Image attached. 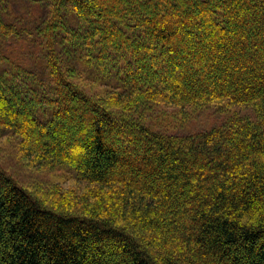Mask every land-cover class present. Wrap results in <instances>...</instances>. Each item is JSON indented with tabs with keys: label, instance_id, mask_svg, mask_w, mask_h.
Masks as SVG:
<instances>
[{
	"label": "trees",
	"instance_id": "1",
	"mask_svg": "<svg viewBox=\"0 0 264 264\" xmlns=\"http://www.w3.org/2000/svg\"><path fill=\"white\" fill-rule=\"evenodd\" d=\"M5 137L86 190L0 164V264H264V0H0Z\"/></svg>",
	"mask_w": 264,
	"mask_h": 264
},
{
	"label": "rangeland",
	"instance_id": "2",
	"mask_svg": "<svg viewBox=\"0 0 264 264\" xmlns=\"http://www.w3.org/2000/svg\"><path fill=\"white\" fill-rule=\"evenodd\" d=\"M155 116L165 128L172 127L176 133H197L207 130L223 121V116L212 113H188L174 109L159 108ZM154 116V117H155ZM156 122V124H158ZM0 164L23 186L37 194L49 191L77 189L85 191V185L75 181L72 173L64 169L51 170L46 166H36L21 158L17 143L9 137L0 139ZM58 186V187H57Z\"/></svg>",
	"mask_w": 264,
	"mask_h": 264
}]
</instances>
